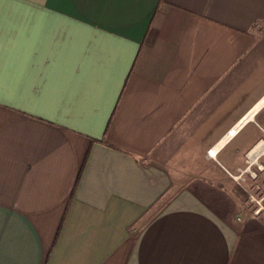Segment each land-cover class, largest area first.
<instances>
[{
  "label": "crops",
  "instance_id": "obj_1",
  "mask_svg": "<svg viewBox=\"0 0 264 264\" xmlns=\"http://www.w3.org/2000/svg\"><path fill=\"white\" fill-rule=\"evenodd\" d=\"M0 50V264H264L232 192L150 213L183 149L232 182L264 139V0H4Z\"/></svg>",
  "mask_w": 264,
  "mask_h": 264
},
{
  "label": "rangeland",
  "instance_id": "obj_2",
  "mask_svg": "<svg viewBox=\"0 0 264 264\" xmlns=\"http://www.w3.org/2000/svg\"><path fill=\"white\" fill-rule=\"evenodd\" d=\"M254 66H256L253 71L255 75L251 73V70L250 73L252 75H246L247 70L244 71L245 74L243 73L244 77L241 80V84H243V88L246 92L251 91L255 87L256 80L264 73V70L262 68L259 70L258 64ZM251 148L243 153V163L239 167L244 165L245 154ZM208 150L206 151L207 154H209ZM184 151H186L185 157L182 156L183 154L177 155L176 159H174L173 163L171 164L172 166L170 165L173 177L169 192L163 199L155 204L150 213L156 212L158 209H160V207L165 203L167 199L171 197V195H173L183 187H190L196 190L199 189V191H202L207 200H209L211 203H214L215 206H218L222 211L228 210L226 212L231 213H233L234 211L232 207V192V194H234V197L236 196L235 198H238L241 201V210L242 206L244 205V192L236 185V183L229 177V175L226 173L227 176L232 180V182H230L229 179L225 178V180L223 179L220 181L209 180L207 175L212 174L213 172L211 163L203 162L204 164H202L201 158L198 152H196V149H183V152ZM209 156L211 155L209 154ZM226 174H224V176H226Z\"/></svg>",
  "mask_w": 264,
  "mask_h": 264
},
{
  "label": "built area",
  "instance_id": "obj_3",
  "mask_svg": "<svg viewBox=\"0 0 264 264\" xmlns=\"http://www.w3.org/2000/svg\"><path fill=\"white\" fill-rule=\"evenodd\" d=\"M208 153L214 156L211 149ZM227 174L244 192V205L235 219L242 221L247 216H264V139L258 140L245 154L243 166L237 167L235 172L227 171Z\"/></svg>",
  "mask_w": 264,
  "mask_h": 264
},
{
  "label": "bare ground",
  "instance_id": "obj_4",
  "mask_svg": "<svg viewBox=\"0 0 264 264\" xmlns=\"http://www.w3.org/2000/svg\"><path fill=\"white\" fill-rule=\"evenodd\" d=\"M262 104H264V97L262 98V100L254 107V109L252 108V112L256 111ZM244 117V116H243ZM242 117V118H243ZM236 122L227 132L226 134L223 136V138L213 147L211 148V153L214 154L215 151L218 149V147L220 146V144H222V142H224L225 140L229 139L232 135L235 134V132L237 131V129H239L240 126H242V124L244 123L243 121H241V119ZM241 121V122H240ZM243 122V123H242Z\"/></svg>",
  "mask_w": 264,
  "mask_h": 264
},
{
  "label": "snow or ice",
  "instance_id": "obj_5",
  "mask_svg": "<svg viewBox=\"0 0 264 264\" xmlns=\"http://www.w3.org/2000/svg\"><path fill=\"white\" fill-rule=\"evenodd\" d=\"M4 0H0V4H2ZM2 79H3V53L2 50H0V95H2L3 89H2Z\"/></svg>",
  "mask_w": 264,
  "mask_h": 264
}]
</instances>
